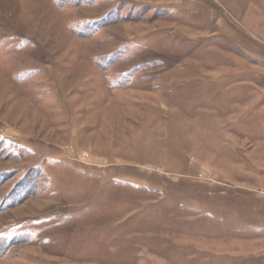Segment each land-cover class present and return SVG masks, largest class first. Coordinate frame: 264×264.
Masks as SVG:
<instances>
[{
	"label": "rangeland",
	"instance_id": "374dc122",
	"mask_svg": "<svg viewBox=\"0 0 264 264\" xmlns=\"http://www.w3.org/2000/svg\"><path fill=\"white\" fill-rule=\"evenodd\" d=\"M0 264H264V0H0Z\"/></svg>",
	"mask_w": 264,
	"mask_h": 264
}]
</instances>
